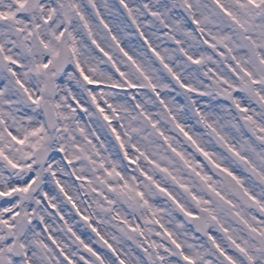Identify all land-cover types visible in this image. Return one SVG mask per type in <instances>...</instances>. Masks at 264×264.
<instances>
[{"label": "snow or ice", "instance_id": "1", "mask_svg": "<svg viewBox=\"0 0 264 264\" xmlns=\"http://www.w3.org/2000/svg\"><path fill=\"white\" fill-rule=\"evenodd\" d=\"M0 264H264V0H0Z\"/></svg>", "mask_w": 264, "mask_h": 264}]
</instances>
